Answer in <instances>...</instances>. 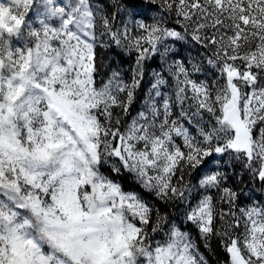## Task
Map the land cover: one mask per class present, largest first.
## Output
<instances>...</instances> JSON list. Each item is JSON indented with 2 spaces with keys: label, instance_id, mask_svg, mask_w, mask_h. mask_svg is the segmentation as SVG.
Instances as JSON below:
<instances>
[{
  "label": "snow or ice",
  "instance_id": "1",
  "mask_svg": "<svg viewBox=\"0 0 264 264\" xmlns=\"http://www.w3.org/2000/svg\"><path fill=\"white\" fill-rule=\"evenodd\" d=\"M158 9L151 23L130 12L121 28L119 8L108 16L92 0H0V264H207L192 234L125 191V177L165 202L202 190L186 222L205 247L219 237L223 264H264V204L237 214L240 193L206 168L214 154H235L264 181V0H160ZM104 36L135 49L130 80H97ZM169 40L202 49L215 78L192 79L202 71L192 57L173 60L179 116L167 97L157 107L166 81L156 73L147 111L125 123L115 110L130 112L144 62L161 47L164 60Z\"/></svg>",
  "mask_w": 264,
  "mask_h": 264
},
{
  "label": "rangeland",
  "instance_id": "2",
  "mask_svg": "<svg viewBox=\"0 0 264 264\" xmlns=\"http://www.w3.org/2000/svg\"><path fill=\"white\" fill-rule=\"evenodd\" d=\"M65 3L68 0H64ZM93 4L103 9V14L111 16L113 12H116L117 9H120L119 15L117 16V21L115 22V27H121L120 23L121 18L123 20H128L129 13L133 11L139 12V15L132 17V19H143L145 23H151L153 15L159 10L158 6L160 0H157L156 4H152L151 0H92ZM42 18V17H41ZM99 24V21H98ZM114 27V30H115ZM134 29L132 35H136L137 32L135 30L134 24L131 25ZM102 29L97 28V36H100V32ZM168 43L172 47V51L168 53L167 57L162 60L160 53L164 51V48H160V53L154 54V57L146 60L144 62V74L142 77L141 84L139 88L136 90L135 98L132 102L130 112L128 114H124L120 109H116V113L121 115V118L125 123L131 121V119L136 116V114L141 111L147 109L145 105L148 103L147 97L149 95L155 97V92L150 91L151 85L155 83L157 77L156 73H160V76L165 79L166 83L159 87L161 92L160 97H155L157 107L163 112V102L164 98L167 97L169 99L173 119L179 116V112L181 111L180 105L176 101V84L174 77L168 71V65L176 59H182L187 63L189 57L193 58V62L200 64L202 71L198 73H193L191 78L195 80H205L208 79L211 81L214 79V69H211L210 66L206 64V62L201 61V56H203V50L198 47H193L191 45L181 47V43L172 44L171 40ZM98 51V72H97V80L98 81H106L112 72H119L120 75L127 81L130 80L132 76V67L135 64L136 59V51L134 48L128 47V42L125 41L121 46H117L114 41H112L108 36H104L97 40ZM199 52L200 55H197ZM174 53H178V55H174ZM190 68V65H188ZM126 95V94H125ZM189 95L191 93L189 92ZM123 99V95L121 97ZM191 101H187L184 104V108L187 109L188 105ZM190 111H195L194 108L190 109ZM208 119V115L205 114V120ZM184 122L183 120L181 121ZM179 142V141H178ZM244 163L246 160L242 157L237 160L235 158V154L229 156L228 154H214L211 158L208 159L206 168L211 171H222L225 172L228 180L225 185L232 187L233 190L240 193L236 209L237 214H239L238 209L240 207H246L251 203L264 204V185L263 182L256 177H254L253 173L244 168ZM253 167H258V165H253ZM123 174V173H122ZM179 173L177 174V176ZM128 179V178H127ZM129 180V179H128ZM184 180L187 183L192 185H197L199 176H191L188 172L184 174ZM130 182H133L129 180ZM175 183V180H174ZM132 183H128V186H131ZM138 184V183H136ZM139 185V184H138ZM140 192L138 193L143 196L148 202L154 207L159 208L161 210L162 215H166L170 222H176L181 227L182 231H188L198 239L199 243L207 252H211V246L209 242L213 239L217 242L219 246V250H223L220 246V238L213 236L209 241H207L208 247H205V241L200 238V235L196 229V227L191 224V222H186V213L191 210V206L194 205L199 199L198 193L202 190L197 189L192 193V198L189 203H183L179 200L176 201H161L155 198L154 194H149L147 190L142 188L140 185L138 186ZM128 188V189H127ZM124 189L125 191L130 190V187ZM136 188V187H135ZM132 189V188H131ZM135 190V189H134ZM213 194H216V190H210ZM187 195V193H186ZM217 211L223 209L224 211H228L229 206L223 202H220L218 199L216 201ZM167 231V229H165ZM243 231V228L240 229ZM163 239V232L159 235H155V240ZM223 264V263H222Z\"/></svg>",
  "mask_w": 264,
  "mask_h": 264
},
{
  "label": "trees",
  "instance_id": "3",
  "mask_svg": "<svg viewBox=\"0 0 264 264\" xmlns=\"http://www.w3.org/2000/svg\"><path fill=\"white\" fill-rule=\"evenodd\" d=\"M98 51L96 49V61H97V65H98ZM123 175V174H122ZM258 179V178H257ZM263 185H264V181ZM128 183H132L131 186H128ZM139 185L134 183V182H130L127 177H125V182H124V189H126L127 187H130L132 189H135L136 191H138L139 193H142V190L140 192V188L138 187ZM136 187V188H135ZM128 189V188H127ZM193 237L196 240V243L199 242L198 239L195 237V235H193ZM210 246H211V252H207V250H205L199 243L198 248L200 253L205 257L207 264H222L224 261L227 260V254L224 252V250H219V246L217 244V242L215 240H211L209 242Z\"/></svg>",
  "mask_w": 264,
  "mask_h": 264
}]
</instances>
